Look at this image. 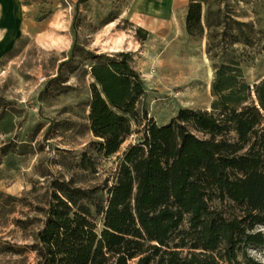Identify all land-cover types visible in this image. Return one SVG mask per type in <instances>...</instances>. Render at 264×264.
Returning a JSON list of instances; mask_svg holds the SVG:
<instances>
[{"label":"trees","instance_id":"16d2710c","mask_svg":"<svg viewBox=\"0 0 264 264\" xmlns=\"http://www.w3.org/2000/svg\"><path fill=\"white\" fill-rule=\"evenodd\" d=\"M186 21L203 29L200 1ZM129 54L90 67L97 151L116 154L143 124L106 197L57 182L33 243L10 251L31 248L34 264H260L249 249L264 245V76L249 82L240 62L216 63L211 109L158 124L139 110L146 91Z\"/></svg>","mask_w":264,"mask_h":264},{"label":"rangeland","instance_id":"374dc122","mask_svg":"<svg viewBox=\"0 0 264 264\" xmlns=\"http://www.w3.org/2000/svg\"><path fill=\"white\" fill-rule=\"evenodd\" d=\"M35 1L40 33L0 62V264H34L31 248H10L33 243L57 182L106 197L118 157L142 136L136 125L116 154L97 151L89 103L99 55L130 53L146 91L139 110L158 124L183 107L211 109L216 63L240 62L249 82L264 76V0H193L203 26L194 33L192 0ZM249 255L264 264V245Z\"/></svg>","mask_w":264,"mask_h":264},{"label":"crops","instance_id":"0c3cea01","mask_svg":"<svg viewBox=\"0 0 264 264\" xmlns=\"http://www.w3.org/2000/svg\"><path fill=\"white\" fill-rule=\"evenodd\" d=\"M37 6L35 0H0V62L11 57L25 34L40 33Z\"/></svg>","mask_w":264,"mask_h":264}]
</instances>
